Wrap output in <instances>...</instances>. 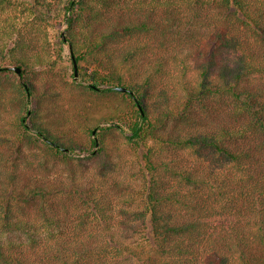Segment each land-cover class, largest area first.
<instances>
[{
	"label": "trees",
	"instance_id": "trees-1",
	"mask_svg": "<svg viewBox=\"0 0 264 264\" xmlns=\"http://www.w3.org/2000/svg\"><path fill=\"white\" fill-rule=\"evenodd\" d=\"M64 25L66 37L60 33ZM51 28L59 39H50ZM188 39L208 48L196 82L186 79L182 85L186 93L177 121L185 120L190 129L164 137L159 128L166 120L153 119L149 90L138 79L144 75L146 85L153 86L159 75L188 77L190 65L177 51ZM66 44L78 61L75 84L93 93L116 91V85L133 90L123 91L126 110L104 117L96 133L87 126V142L72 145L42 119L45 92L39 86L44 73L52 77L60 69ZM161 48L170 53L161 55ZM225 58L220 75L212 78ZM15 65L22 68L20 74ZM2 94L12 96L0 100V114L12 107L17 111L11 141L17 157L2 150L0 164L12 157L16 163L27 144L42 146L63 162L99 155L107 133L118 129L131 148L144 150L141 187L135 191L123 184L125 201H138L140 207L122 212L143 219L153 237L152 250L182 264H264V0H0ZM163 139L192 154L209 151L222 167L158 158L152 142ZM99 187L93 183L81 190L73 183L62 190L63 203L76 208L78 219H104L107 205L97 194ZM16 198L19 205L23 198L42 212L45 185L36 184ZM9 207L10 202L6 207L0 202L5 231L24 229L37 242L33 229L40 221H15ZM0 258H9L1 233Z\"/></svg>",
	"mask_w": 264,
	"mask_h": 264
},
{
	"label": "rangeland",
	"instance_id": "rangeland-1",
	"mask_svg": "<svg viewBox=\"0 0 264 264\" xmlns=\"http://www.w3.org/2000/svg\"><path fill=\"white\" fill-rule=\"evenodd\" d=\"M66 28L64 25L60 32L62 36L64 32V37L67 36ZM49 32L50 39H59V33L55 28H51ZM207 49L205 44L188 39L184 42L183 49L177 50L190 65L188 77L180 79L181 77L171 75H159L153 82L154 88L152 83L151 86L146 85L144 75L139 76V85L143 86L141 88L149 90V113L155 120L158 118L166 120V125L159 128L162 136L186 133V130L190 129L185 120L177 121V115L182 108L179 106L183 105L186 93L182 85L186 79L196 82ZM158 52L163 55L169 54L170 50L161 48ZM72 58L70 46L66 44L56 75L49 77L44 73L39 82V86L45 92L42 119L50 131L66 145H72L74 140L86 143L87 126L98 130L97 124L104 117L122 109L126 110L129 106L128 97L123 91L93 93L75 84ZM226 60L220 59L217 67L213 69L212 78H218ZM11 96L2 94L0 100L5 98L9 101ZM9 106L11 107V103ZM0 110L3 112V107H0ZM16 112L12 107L10 113L0 114V156L4 150L8 155L13 153L14 158L17 157L15 152L17 144L11 143L15 133ZM4 138L9 141L4 142L2 140ZM152 144L159 150L158 158L174 161L179 165L194 163L195 159L202 163L207 161L211 167L217 169H221L223 164L209 151H202L196 155L192 154L190 149H177L165 140L154 141ZM13 145L14 147H11ZM25 146V151L16 163L12 157L7 165H3L5 162L0 164V202H3L4 207L10 202L9 209L13 210L11 217L15 221H29L34 224L40 221V227L33 229L37 242L33 241L32 236V240L28 238L24 229L6 232L0 223V233L9 257L0 258V264H182L152 250L149 241H152L153 237L150 228L145 227L143 219L122 212L140 207L138 201H134L135 203L125 201L127 193L123 184L128 182L137 191L142 185L143 178L141 162L145 163L142 157L144 150L131 148L124 133L118 129L109 131L102 154L86 155V158L80 160L73 158L69 162H63L60 157L42 146L28 144ZM99 147L100 144L95 147L97 151ZM73 183L81 190L91 187L93 183L95 186H101L97 194L103 196L107 205L108 213L104 219L92 220L89 217L78 219L76 208L70 210L64 205L62 190L72 187ZM36 184L45 185L46 208L42 212H38L35 204L27 203L23 198L19 205L20 200L16 198L23 192L28 193L29 188ZM84 210L82 207L80 211ZM73 219L74 222H71ZM42 222L44 226L41 225ZM64 245L68 248L65 252Z\"/></svg>",
	"mask_w": 264,
	"mask_h": 264
},
{
	"label": "water",
	"instance_id": "water-1",
	"mask_svg": "<svg viewBox=\"0 0 264 264\" xmlns=\"http://www.w3.org/2000/svg\"><path fill=\"white\" fill-rule=\"evenodd\" d=\"M63 36H64V32H63ZM73 59H74V66H75V76L78 77L79 76V67H78V61L76 60L75 56L73 55ZM13 68L20 74L22 71V68L20 66H13ZM115 89L120 90V91H129L133 93V90L126 86V85H116ZM140 108L142 109V104L139 103ZM143 110V109H142ZM97 129L94 130V133H96Z\"/></svg>",
	"mask_w": 264,
	"mask_h": 264
}]
</instances>
